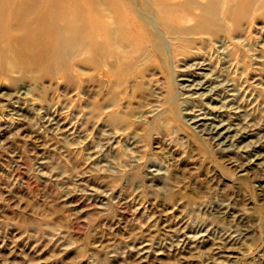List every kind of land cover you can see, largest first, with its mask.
I'll return each instance as SVG.
<instances>
[{
  "label": "rangeland",
  "instance_id": "obj_1",
  "mask_svg": "<svg viewBox=\"0 0 264 264\" xmlns=\"http://www.w3.org/2000/svg\"><path fill=\"white\" fill-rule=\"evenodd\" d=\"M99 1L101 56L0 63V264H264V0Z\"/></svg>",
  "mask_w": 264,
  "mask_h": 264
},
{
  "label": "bare ground",
  "instance_id": "obj_2",
  "mask_svg": "<svg viewBox=\"0 0 264 264\" xmlns=\"http://www.w3.org/2000/svg\"><path fill=\"white\" fill-rule=\"evenodd\" d=\"M86 1L88 2L87 5H82L77 0H70L69 4L63 0H49L47 3L42 0H17L14 3L16 7L18 6L17 14L12 19L5 21L6 13L4 11L8 8L9 3L2 5V0H0V25L3 22L7 25L5 33L9 35L8 38L10 39H7L6 43L9 47L0 49L2 67L10 61L16 62V65H25L23 66L25 70L29 66L35 68V65L38 70L46 64L62 65L64 63L65 65L66 63L69 64L70 56L79 49H90L91 53L95 55L99 53L101 56L103 50L104 52L107 50L102 49L95 39L99 36L110 35L112 29L104 20L108 14L104 8H101L99 0ZM45 6L48 7L45 15L33 20L29 19V16L34 15V12L38 15L40 8ZM115 16L114 13L112 20ZM26 22L29 26H25ZM28 29H30V34L25 31ZM31 29L44 32L48 36L47 47L46 43L40 46L42 41L38 37L39 35H33ZM28 36L31 38L28 39ZM33 36L36 37L35 40H33ZM35 43L39 46L38 49H34L37 48ZM108 51L113 56V53Z\"/></svg>",
  "mask_w": 264,
  "mask_h": 264
}]
</instances>
